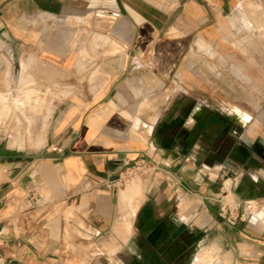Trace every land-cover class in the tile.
<instances>
[{"label":"crops","instance_id":"obj_1","mask_svg":"<svg viewBox=\"0 0 264 264\" xmlns=\"http://www.w3.org/2000/svg\"><path fill=\"white\" fill-rule=\"evenodd\" d=\"M103 22L105 34L98 31ZM263 29L264 0H14L1 7L0 101L18 85L23 59L36 77L60 72L66 92L50 111L40 148L0 141L6 264H63L69 230L95 240L116 225L148 248L169 228L193 234L195 247L212 235L221 254L213 264H264V128L250 131L248 143L246 132L237 133L231 144L222 121L202 105L186 115L198 121L185 131L181 110L168 118L142 97L179 62L189 70L193 56L213 55L217 44L224 55L232 39L256 38ZM77 31L110 45L90 47L94 61L82 64L70 45ZM233 70L264 86V67L245 57ZM77 71L94 73L77 78ZM227 113L241 128L252 120L235 106ZM140 156L150 173L134 202L140 182L135 192L105 183ZM229 182L238 184L239 207L227 214L214 195H226ZM181 199L189 205L183 212ZM248 199L260 215L252 209L250 219H240Z\"/></svg>","mask_w":264,"mask_h":264},{"label":"rangeland","instance_id":"obj_2","mask_svg":"<svg viewBox=\"0 0 264 264\" xmlns=\"http://www.w3.org/2000/svg\"><path fill=\"white\" fill-rule=\"evenodd\" d=\"M106 26L107 24L103 22L98 31L105 34ZM87 34L83 35L77 31L71 37L70 45L80 52L75 56V61L82 64L94 61V56L87 53L90 47L110 45L108 39L95 40L94 34L90 36ZM230 42L229 49L224 55L222 46L217 44L213 55L198 54L193 56L190 60L192 65L189 70H181L179 62L174 70L160 77L162 84L159 88L142 97L146 102H149V105L155 107L156 111H160V115L163 114L162 109H165L168 118H172L175 113L181 110L182 123L188 121L184 126L185 131H189L188 128L192 126L191 124L198 121L196 118L189 119L186 115L193 108L202 105L205 110L213 113L222 121L223 124L220 125V128L223 129L231 144L233 141L237 142V133L246 132L245 143L252 141L254 137L249 135L250 131L264 128V86L254 85L252 76L248 77L249 72H237L233 68L239 64L240 56L264 67V29L256 38L245 40L235 38ZM149 58L150 62H153V56H149ZM23 61L21 62L18 85L8 87L5 90L7 92L6 102L0 101V141H6L12 146L16 142L21 148H40L46 136L50 111L56 101L60 100L66 92L63 93L61 87H58L61 83L60 72H55L53 79L36 77L28 69L29 61L24 59ZM23 65H25L24 68ZM93 73L77 71L75 77L91 79ZM262 74L264 77V71ZM14 98L22 101L23 105H16L13 102ZM234 106L248 113L252 119L246 126L242 125L244 126L242 128L237 124L236 117L227 113V109ZM149 173L150 171L145 167L119 188L123 189L131 185L135 187L136 185L133 183L140 182V188L138 187L135 193V197H137H134V202H136L141 199L143 194L141 185L149 177ZM232 173L230 175L237 178V171ZM225 191L226 195L222 191H217L214 199L220 208L222 203H225L224 210L230 214L231 210L237 211L236 208L234 209V205L237 203L234 199L238 191L237 182L227 183L223 192ZM174 194L176 197L180 196L179 192ZM181 202L180 212H183V208H188L189 205L187 200L181 199ZM252 203L254 205V201ZM253 212L258 216L260 213L264 215V210L257 213L255 205ZM252 216L256 218L255 215ZM180 219L185 220L182 215ZM130 233L131 230H124L123 225H116L114 231L107 236H103V238L98 236L95 240H91L87 234L84 235L79 230L72 228L65 237L68 241L61 254L64 256L63 264H160L148 247L136 245L137 243L133 240L129 241ZM202 252H207L205 254L211 256L212 260L199 263L197 260ZM220 256L219 249L215 246L214 236L211 235L208 239L204 238L194 248L190 264H213Z\"/></svg>","mask_w":264,"mask_h":264},{"label":"flooded vegetation","instance_id":"obj_3","mask_svg":"<svg viewBox=\"0 0 264 264\" xmlns=\"http://www.w3.org/2000/svg\"><path fill=\"white\" fill-rule=\"evenodd\" d=\"M143 229L141 234H143ZM152 243L149 250L160 264H190L192 251L195 248L193 234L182 228H169L161 231ZM148 244V241H145Z\"/></svg>","mask_w":264,"mask_h":264},{"label":"built area","instance_id":"obj_4","mask_svg":"<svg viewBox=\"0 0 264 264\" xmlns=\"http://www.w3.org/2000/svg\"><path fill=\"white\" fill-rule=\"evenodd\" d=\"M146 166L145 157L140 156L132 162H125L124 168L121 172H119L118 176L115 179L107 181L105 185L107 187H119L124 185L129 179H131L136 173L141 172ZM225 203H222L221 210L227 212L225 209ZM239 207V203L237 202L234 205V209ZM254 205L251 199L245 200L242 202V211L239 215L240 219L251 218V210ZM0 264H6V260L3 257H0Z\"/></svg>","mask_w":264,"mask_h":264},{"label":"bare ground","instance_id":"obj_5","mask_svg":"<svg viewBox=\"0 0 264 264\" xmlns=\"http://www.w3.org/2000/svg\"><path fill=\"white\" fill-rule=\"evenodd\" d=\"M129 191H136V188L135 187H132V188H129ZM252 211V210H251ZM263 219H264V217H263ZM154 243V242H153ZM203 250V249H202ZM206 250V249H205ZM205 253H207V252H205ZM205 253H201L200 254V256L198 257V262L199 263H205V262H209L210 260H212V257L211 256H209V255H207V254H205Z\"/></svg>","mask_w":264,"mask_h":264},{"label":"water","instance_id":"obj_6","mask_svg":"<svg viewBox=\"0 0 264 264\" xmlns=\"http://www.w3.org/2000/svg\"><path fill=\"white\" fill-rule=\"evenodd\" d=\"M14 1V0H2V2L0 3V8L3 7L4 5H6L7 3Z\"/></svg>","mask_w":264,"mask_h":264}]
</instances>
